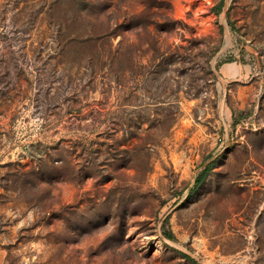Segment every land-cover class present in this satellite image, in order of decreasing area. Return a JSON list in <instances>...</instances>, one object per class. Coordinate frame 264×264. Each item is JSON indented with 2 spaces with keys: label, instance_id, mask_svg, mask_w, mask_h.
<instances>
[{
  "label": "rangeland",
  "instance_id": "1",
  "mask_svg": "<svg viewBox=\"0 0 264 264\" xmlns=\"http://www.w3.org/2000/svg\"><path fill=\"white\" fill-rule=\"evenodd\" d=\"M193 260L264 264V0H0V264Z\"/></svg>",
  "mask_w": 264,
  "mask_h": 264
},
{
  "label": "trees",
  "instance_id": "2",
  "mask_svg": "<svg viewBox=\"0 0 264 264\" xmlns=\"http://www.w3.org/2000/svg\"><path fill=\"white\" fill-rule=\"evenodd\" d=\"M206 173H208V172H206ZM193 262H194L195 264H197L194 260H193Z\"/></svg>",
  "mask_w": 264,
  "mask_h": 264
}]
</instances>
